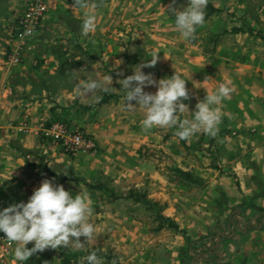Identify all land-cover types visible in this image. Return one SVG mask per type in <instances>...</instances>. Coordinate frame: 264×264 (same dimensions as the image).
<instances>
[{
    "label": "rangeland",
    "instance_id": "rangeland-1",
    "mask_svg": "<svg viewBox=\"0 0 264 264\" xmlns=\"http://www.w3.org/2000/svg\"><path fill=\"white\" fill-rule=\"evenodd\" d=\"M9 1L0 0V61L2 68L11 69L7 58L16 42L6 26L12 17L6 15ZM95 2L94 31L83 34L86 9L72 8L73 0H63L24 45L29 58L16 65L38 72L39 84L45 85L36 90L35 107L44 150L25 160L32 172L26 182L31 184L22 186L15 199L0 200V210L26 203L45 179L73 195L86 190L95 233L82 248L69 243L67 248L45 249L24 263L87 264L84 257L95 251L102 264H140L160 251L148 238L163 229L167 244L160 255L174 264H191L192 259L198 264H253L254 244L264 241L259 233L264 226V192L259 191L264 186V161L253 160L251 152L255 141L264 145V0H207L218 12L197 27L190 42L180 38L174 17L165 10L170 5L186 7L187 0H175L174 5L172 0ZM155 53L157 63L143 68L145 74L151 73L156 81L174 73L187 80L189 98L183 103L189 113L178 114L181 122L192 119L206 91L231 81V93L219 106L222 120L215 136L197 133L185 141L176 136L175 127L144 131V112L124 108L119 81ZM218 53L226 55V71L222 60L214 57ZM208 63L219 68L214 71L217 76ZM109 75L107 91H78L81 81L105 85ZM156 90L143 89L152 94ZM104 92L117 99L99 104ZM240 115H246V121L236 122ZM53 119L86 133L87 126L96 128L98 137L88 134L98 153L69 157L42 140L39 126ZM54 157L62 159L58 168L51 164ZM222 178L230 181L236 195L217 187L212 198L207 186ZM249 184L259 187L249 194ZM238 222L247 232L239 231ZM171 238L177 243L171 244ZM16 246L13 243V254Z\"/></svg>",
    "mask_w": 264,
    "mask_h": 264
},
{
    "label": "clouds",
    "instance_id": "clouds-1",
    "mask_svg": "<svg viewBox=\"0 0 264 264\" xmlns=\"http://www.w3.org/2000/svg\"><path fill=\"white\" fill-rule=\"evenodd\" d=\"M175 0H172V5ZM86 9L81 23V31L88 34L97 27L95 0H73L72 8ZM207 0H187V6L175 8L169 6L168 15L174 17V27L184 41H192L197 27L205 24ZM158 60L155 53L150 61L142 63L133 70V74L119 81L125 92L124 108L144 112L141 126L144 131L154 127L176 128V136L187 141L197 133L215 136L222 120L220 105L231 93V81L220 83L211 93L206 91L203 100L198 101L192 119L179 121L178 114L189 113L188 105L183 101L189 98L186 79L174 73L170 78L156 81L152 74H145L142 69L154 67ZM111 84L110 75L105 85L97 81H81L78 91L84 94L94 92L98 88L107 91ZM154 86V94L143 91L145 87ZM135 102V106L131 102ZM93 215L92 200L87 191L73 195L62 185H54L52 181L43 180L33 191L26 203L21 202L0 210V233L5 234L10 244H17L14 258L17 264H23L37 252L45 249L67 248L74 243L77 248L84 247L87 240L92 239L95 227L89 222ZM84 239L82 243L80 238ZM32 243L31 248L26 245ZM87 264H102L95 251L84 257Z\"/></svg>",
    "mask_w": 264,
    "mask_h": 264
},
{
    "label": "crops",
    "instance_id": "crops-1",
    "mask_svg": "<svg viewBox=\"0 0 264 264\" xmlns=\"http://www.w3.org/2000/svg\"><path fill=\"white\" fill-rule=\"evenodd\" d=\"M9 3L6 15H11L12 17L8 19L6 26L21 14L25 0H11ZM19 5L21 9H18ZM214 57L219 59V61L222 60L220 64L221 69L226 71V55L218 53ZM28 58L29 52L23 53V59ZM10 67L12 70L9 68H2L0 61V130L5 132L0 133V200H7L8 197H13L15 199V194L18 193V190L21 189L22 186L31 184L26 182L27 175H31L32 172L26 168L25 160H30V158L38 155L41 156V153H43L41 150H44L41 144H39L37 133V122L41 117H39L35 107L39 101V94L36 90L40 87L45 88V85L39 84L42 83L39 73L31 70L27 65H13ZM208 68H212L210 72L214 75H216L214 71L218 72L219 70V68L214 67L212 64H209ZM245 118L246 115H240L235 121H246ZM86 130L88 133L98 137L96 132L97 129L93 126H87ZM258 139H260V137H258L257 140ZM12 142H14L15 145L13 147L10 146ZM255 142L256 143L251 146L253 160L256 162L261 160L264 161V145L259 141ZM51 146L57 149L55 145L51 144ZM61 160L60 157L53 159L51 162L53 168H58ZM238 168H240V166H238ZM217 187L224 189L227 194L236 195L230 181L226 178H222L218 181L212 180L209 182V186H207L209 191L207 192L212 198L214 189ZM249 187L250 188L245 190V192L251 194L253 190L256 191L259 186L249 184ZM259 191L264 192V186L259 188ZM237 228L242 233L247 232L246 226L242 228L240 222L237 223ZM263 228L264 226H260L261 230L259 233L261 236H264ZM166 234L167 231H163L162 229L156 232V234L150 235L148 242L154 249L161 251L167 244L164 237ZM169 242L171 244L177 243V239L175 241L174 238H171ZM254 246L256 253L253 264H264V241L255 243ZM160 251L153 254L152 257H148L145 262L143 261L144 263L140 264H174L172 259H163L160 255ZM209 263H211L210 260ZM191 264H198V260L194 261V259H192ZM223 264L226 263L224 262ZM248 264H251V262L248 261Z\"/></svg>",
    "mask_w": 264,
    "mask_h": 264
},
{
    "label": "built area",
    "instance_id": "built-area-1",
    "mask_svg": "<svg viewBox=\"0 0 264 264\" xmlns=\"http://www.w3.org/2000/svg\"><path fill=\"white\" fill-rule=\"evenodd\" d=\"M62 3L63 0H25L21 14L8 25L12 40L16 42L7 58L10 64L16 65L21 62L26 41L38 31L47 13ZM39 133L42 140L55 145L69 157L78 154L95 155L99 150L91 135L59 119L41 124ZM0 264H17L13 254V244L6 240L3 233H0Z\"/></svg>",
    "mask_w": 264,
    "mask_h": 264
},
{
    "label": "trees",
    "instance_id": "trees-1",
    "mask_svg": "<svg viewBox=\"0 0 264 264\" xmlns=\"http://www.w3.org/2000/svg\"><path fill=\"white\" fill-rule=\"evenodd\" d=\"M218 12V9H216L213 5L211 4H207V7H206V15H205V21L212 15H214L215 13ZM117 99V96L116 95H113V94H108L106 92H104V97L103 99H101L99 101V104H107L109 103L111 100H116ZM170 226L172 228H176L175 225H173L172 223L170 224ZM28 264V263H26Z\"/></svg>",
    "mask_w": 264,
    "mask_h": 264
}]
</instances>
